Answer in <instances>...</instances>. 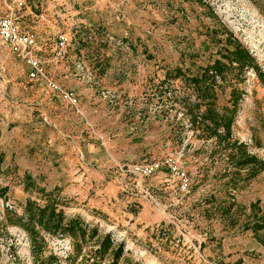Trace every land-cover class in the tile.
Masks as SVG:
<instances>
[{
	"label": "rangeland",
	"instance_id": "rangeland-1",
	"mask_svg": "<svg viewBox=\"0 0 264 264\" xmlns=\"http://www.w3.org/2000/svg\"><path fill=\"white\" fill-rule=\"evenodd\" d=\"M4 16L32 35L42 68L30 76L0 37V264H42L5 220L28 199L97 228L78 252L41 231L52 264H89L105 234L124 264H264V0H0ZM235 44L250 64L225 57ZM216 60L226 141L198 123L204 105L189 113L200 101L183 77ZM240 151L260 163L237 167ZM151 162L153 174L132 172Z\"/></svg>",
	"mask_w": 264,
	"mask_h": 264
},
{
	"label": "trees",
	"instance_id": "trees-1",
	"mask_svg": "<svg viewBox=\"0 0 264 264\" xmlns=\"http://www.w3.org/2000/svg\"><path fill=\"white\" fill-rule=\"evenodd\" d=\"M225 57L230 62L237 63L241 68L252 62V58L248 52L238 44H235V48L232 51H229L228 55ZM225 66L226 65L223 62L216 60L214 64L207 66L201 73L194 76L183 77L190 85H192L191 90L195 95V99L200 101L199 103L196 102V104L189 108V113H192L193 108L198 107L199 105H204L205 109L202 111L201 120L198 123L203 124V130L208 133L210 132L212 135L215 134L220 139L226 141L230 136L232 116L226 112H217L214 109L216 96L213 89L215 76L219 75ZM174 71L180 72L178 68L174 69ZM224 109L225 111L230 112L229 109ZM194 116L193 122H196V116ZM218 128H223V134L217 132ZM228 143L229 141H227V144ZM240 154L242 155L235 163L237 167L241 168L247 164L260 163L254 156H250L242 151H240ZM262 168H264V163ZM257 172V170H252L247 178H253ZM5 220L9 224L18 225L26 232L31 242V252L34 257L41 258L40 261L42 264H52L53 262H56L57 258L54 255H49L45 259L42 258L41 254L43 253L44 242L41 231L51 235H67L74 242L76 251L80 250V242L82 240H85L87 236L88 238L96 237L98 233L96 227L87 228L81 217L76 216L67 218L62 210L57 209L55 204L47 203L44 206H40L30 199L26 200L23 206L22 215L20 216L6 208ZM263 227L264 216L261 222H257L254 225V231L262 229ZM91 253L92 255L89 258L92 259V262L89 264H96L97 260L104 258L106 255L110 257L108 261L109 264H124L119 263V260L123 256V245L120 244L113 248L110 234H105L97 248ZM125 260L127 262L129 261L128 258H125ZM82 264H88V261L86 260Z\"/></svg>",
	"mask_w": 264,
	"mask_h": 264
},
{
	"label": "built area",
	"instance_id": "built-area-1",
	"mask_svg": "<svg viewBox=\"0 0 264 264\" xmlns=\"http://www.w3.org/2000/svg\"><path fill=\"white\" fill-rule=\"evenodd\" d=\"M0 37L12 48L14 53L30 67V76L41 72L40 60L34 53V38L32 35L20 32L15 20L11 16L0 18ZM53 87L56 88L55 85ZM65 98L75 101V97L70 92H63ZM170 171L177 175L180 189L186 191L188 187V178L186 173L175 163L166 160ZM160 168L158 162H151L140 166H133L132 172L137 175L149 176Z\"/></svg>",
	"mask_w": 264,
	"mask_h": 264
}]
</instances>
